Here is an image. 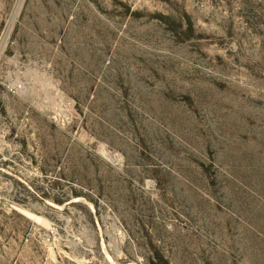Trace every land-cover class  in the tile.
Listing matches in <instances>:
<instances>
[{
  "label": "rangeland",
  "instance_id": "obj_1",
  "mask_svg": "<svg viewBox=\"0 0 264 264\" xmlns=\"http://www.w3.org/2000/svg\"><path fill=\"white\" fill-rule=\"evenodd\" d=\"M0 264H264V0H0Z\"/></svg>",
  "mask_w": 264,
  "mask_h": 264
}]
</instances>
